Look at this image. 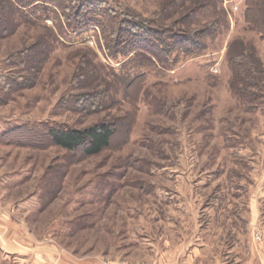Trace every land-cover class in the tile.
<instances>
[{"label":"rangeland","instance_id":"obj_1","mask_svg":"<svg viewBox=\"0 0 264 264\" xmlns=\"http://www.w3.org/2000/svg\"><path fill=\"white\" fill-rule=\"evenodd\" d=\"M76 1L0 0V136L38 123L107 125L110 146L85 156L54 145L44 129L6 138V226L65 264H151L144 248L161 250L179 234L241 256L264 235V99L242 93L264 96V6L97 0L141 20L175 21L183 33L204 31L202 52H174V68L153 70L133 53L111 55L98 27L69 28ZM240 63L258 87H246ZM28 252L0 264H36Z\"/></svg>","mask_w":264,"mask_h":264},{"label":"trees","instance_id":"obj_2","mask_svg":"<svg viewBox=\"0 0 264 264\" xmlns=\"http://www.w3.org/2000/svg\"><path fill=\"white\" fill-rule=\"evenodd\" d=\"M22 1L25 4L37 1L56 4V0ZM248 1L245 0L246 9H249ZM76 2L71 10L66 9V21L69 28L98 27L101 30L106 50L111 55L133 53L136 57H139L140 64L146 63L148 66L153 67V70L158 69L155 63L167 64L165 66L169 70L174 68L179 62L178 56L168 64V58L174 52H179L183 58H187L197 55L205 48V44L200 40L205 35L204 31H195V34L189 33L190 31L183 33L182 30L172 27L176 23L175 21L170 26H164L155 21L141 20L128 11L114 12L110 8H104L101 2L97 0H77ZM260 4L264 6V0H260ZM245 12L247 13V11ZM246 13H244V18L248 20ZM258 31L264 35V29L260 28ZM240 67L242 71L245 68L243 63H240ZM249 71L248 69L243 71L245 72L244 83H246V87H258V78L250 77ZM242 93L244 97L248 96L257 105L261 104L258 102L259 100L264 99L262 91L260 93ZM38 129H44L51 137L54 145L70 152L81 149L85 156H93L109 148L112 135V131L107 125L72 130L56 127L50 123H38L8 131L0 136V144L5 142L9 136L27 130L31 133Z\"/></svg>","mask_w":264,"mask_h":264},{"label":"crops","instance_id":"obj_3","mask_svg":"<svg viewBox=\"0 0 264 264\" xmlns=\"http://www.w3.org/2000/svg\"><path fill=\"white\" fill-rule=\"evenodd\" d=\"M195 237V238H194ZM179 234L171 240L166 239L162 249L148 245L145 251L151 258V264H264V235L259 242L249 243L243 254L229 258L230 251H222L217 242H205L200 234ZM200 237V238H199ZM27 236H21L14 229L6 226V215L0 213V256L16 259L33 251L36 264H65L50 247H27ZM143 249V250H144ZM224 250V249H223ZM222 251V252H221Z\"/></svg>","mask_w":264,"mask_h":264},{"label":"built area","instance_id":"obj_4","mask_svg":"<svg viewBox=\"0 0 264 264\" xmlns=\"http://www.w3.org/2000/svg\"><path fill=\"white\" fill-rule=\"evenodd\" d=\"M121 264H146V263H129V262H123Z\"/></svg>","mask_w":264,"mask_h":264}]
</instances>
